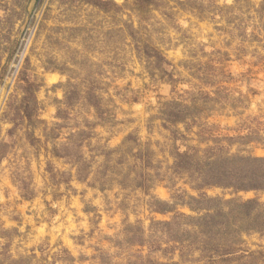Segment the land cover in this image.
Listing matches in <instances>:
<instances>
[{"label":"rangeland","instance_id":"obj_1","mask_svg":"<svg viewBox=\"0 0 264 264\" xmlns=\"http://www.w3.org/2000/svg\"><path fill=\"white\" fill-rule=\"evenodd\" d=\"M0 264H264V0H0Z\"/></svg>","mask_w":264,"mask_h":264},{"label":"trees","instance_id":"obj_2","mask_svg":"<svg viewBox=\"0 0 264 264\" xmlns=\"http://www.w3.org/2000/svg\"><path fill=\"white\" fill-rule=\"evenodd\" d=\"M229 172L231 173V170H228V171H226V172L223 171V172L215 173V175H216L215 178H218V177H225L226 175H229ZM217 180H218V179H217ZM220 182H224V181L221 180ZM220 182L217 181V183H215V184L221 186V183H220ZM223 186H225V185H223ZM245 189H247V187H246Z\"/></svg>","mask_w":264,"mask_h":264}]
</instances>
